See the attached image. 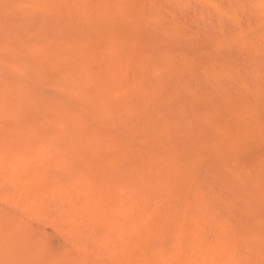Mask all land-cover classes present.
I'll return each instance as SVG.
<instances>
[{
  "label": "rangeland",
  "instance_id": "obj_1",
  "mask_svg": "<svg viewBox=\"0 0 264 264\" xmlns=\"http://www.w3.org/2000/svg\"><path fill=\"white\" fill-rule=\"evenodd\" d=\"M40 1L41 5L44 7L45 0ZM42 1L44 3H42ZM62 1L63 3L67 2L68 4L70 0H58L60 5H63V3H61ZM72 1L76 2L77 0ZM72 1L68 5H72L70 9L74 11L73 8L75 6L73 7V4L75 3ZM84 1L80 2L82 7H80L79 3V6L77 4L76 6L83 9L88 5L91 10L92 7H97L95 10H99L100 8V14L96 11L97 15L96 13L95 15L92 14L93 18H91V20L89 19L92 23L97 22L99 20L97 16H99L103 19L105 24L108 23L109 25V23H111L114 27H119L118 23L113 19L114 17L112 18L111 14L109 17L106 13L108 11L111 12V10L108 9H113L112 11L114 14L115 9L119 8V12H116L119 13V16H123L121 20L119 19L123 28L120 25L121 29L119 32L115 31L116 27L115 29L113 27L114 30H112V33L117 35V39L113 34V36L109 35L111 40L110 38L108 39L109 41L107 39V41L101 40L100 38L102 37L99 36L101 33L99 34L98 32L99 40L98 38H95L97 34V31H95V36L94 34H91L94 36L95 40L90 37L94 43L92 40L88 42L84 41L86 39V32H84V42H82V37L77 35L83 34V32H77L76 30V32L74 31L75 36H73V30L71 31L70 24L68 25L67 22H63L62 24L66 26L65 28H62L58 25L61 24L60 22L57 21L53 23V16L52 18L51 15L48 17V14L46 15V13H44L45 9L43 10L40 6L39 10H41L45 16L40 17V20L37 21L38 28H36V22L33 21L35 24H32L33 26L35 25V28L31 29L29 27L31 26V24L29 25L31 22L28 21L26 23V21L27 19L29 20L31 13L35 14L39 11L36 9L34 10L33 6L30 8L28 6L30 4L26 5L28 2H31V0H28V2L27 0H0V14H6V17L0 15V20L3 17V22H0V25L2 24V26H0V60L4 62L6 52H9L7 54H9L10 58H13V55L15 54L13 51L17 49H13L12 43L8 46V38H12L13 41H18L17 33H19L23 27L24 30H21V35L23 36H21V40L23 42L21 41V43L25 44L23 46V44L20 43L21 50L20 46H17V48H19V53H16L21 54L22 57L20 59V56L17 54L16 56L22 62L20 63L19 61L18 63V58L15 56L14 58L16 60L13 59V61L15 60V66H17V69L11 64V67H9L10 71L13 73L18 72V67H21L20 72L16 73L17 77H14L16 84L13 79L15 73L14 75H11L8 67L5 66V64L8 65L7 61H9V58L4 62L3 69L1 66L2 62L0 61V68L2 70L1 75L4 74V69H7L5 70L6 75L8 72L9 76H12L7 79L8 76L5 77L4 74L6 80L1 76V81L3 79V83L0 81L2 87L0 92H3L1 96L4 95V91L7 90V92L6 95H4L6 98L2 96L3 100L2 98L0 99L2 100V103L6 102L7 99L8 102L6 103L8 106L11 103L13 109H10L11 107L8 108V106L6 107L4 103V108L0 109V114H3H1L2 121L0 119V122L2 125L4 119L6 122V125H4L9 126L11 129V126L14 125L10 119L11 117L16 121L18 114L19 118L21 117L20 120L23 119L21 122L19 119L17 120L19 126L17 122L15 124L19 128H22V133L24 134V139H22L23 145L20 143L21 145L16 148L17 151L11 152L10 154L14 155L17 152L20 153V150L21 153H23V151L26 153H23L24 156L26 155L25 157H22L21 155L23 161L20 157L21 160L16 158L22 163V165L18 164L19 161L14 160L13 156L11 160L7 161V163L9 162L7 165L6 160L10 155H4L3 153H5V151H0V160H2V158L4 160L6 156L8 157L4 160V167H6L7 170L0 167L1 172L2 169L5 170L3 171L4 175L3 172L1 173L4 177H0V221H3L2 218L4 216V222L6 221L7 226L6 228L5 223H2L3 225L0 223L2 226V228L0 227L2 229H0V231H2L0 232V241L2 242L0 247L6 244L3 246V249H1L8 257L4 256V258H0V264H94L95 262V264H264V145H262L264 142L260 145H255L252 148H245L246 152L245 150L239 152L241 155H228V157L222 152V150L225 152V149L221 148L222 150H220L219 143H215L217 135L219 136L218 139L221 136H226L228 138L230 136L231 139H233L234 144V141L235 143L237 142L236 140H244L246 137L249 138L252 134L251 131L255 134L256 132L261 133L262 130V134H264V0H96L98 6L95 0H89L88 2L86 0V3ZM134 1L135 3H132ZM23 2H25V6L20 9L21 4L23 6ZM32 2L31 5L33 4ZM100 2L101 4H99ZM14 3H21L19 6L16 5V8L14 6L15 10L27 11L28 15L30 14L27 19H25V22H22L23 27L20 30H18V26L17 28L14 26L15 28L13 29V25H10V21H13V17L17 18L18 16H20L19 18H22L23 21L24 13H21L22 16L21 14H10L12 7L10 10L7 9L8 11H6V8L13 6ZM90 5H92V7ZM48 6L45 5V8H48ZM64 6H66V4H64ZM18 7L19 9H17ZM70 9L67 10L68 12L70 11L71 14L72 11ZM120 9L122 12H126L122 13ZM17 11L15 12L17 13ZM76 11V14L79 13L81 15V11ZM93 11L94 9L92 12ZM135 11L138 14H136ZM116 12L115 15H117ZM72 13L74 14V12ZM65 14L66 13L63 15L65 16L64 19L68 18L69 15ZM7 15L8 17L10 16V18L12 16V19L10 20L9 18L7 21ZM131 15L133 18H131ZM69 16L74 17L72 14ZM128 16L129 18H127ZM43 19H45V21ZM47 20H50V22ZM122 20H124V22ZM38 22L43 26L41 27L42 30L45 31V34L40 33L38 30ZM44 22L48 23L45 24ZM132 22L134 24V31H132ZM6 23L7 25H10L8 26L9 33L12 29L10 34H8L7 28H4L6 27ZM3 24L5 26H3ZM49 24H51V26ZM142 24L146 28H144ZM92 27H94V25ZM97 27L100 29V26ZM33 29L36 32L33 31ZM111 29H109L110 33ZM89 30L90 28L88 31ZM104 30L106 29L104 28ZM46 32L50 33L47 34ZM147 33L149 36H147ZM7 34L10 35V37ZM122 35L125 37H122ZM87 36L89 38V35ZM6 38L8 39L7 41ZM140 39L142 41L139 42ZM123 40L126 41L127 46ZM135 40H137L136 44L134 43ZM108 42L110 45H108ZM142 42L147 43H144L145 46L142 44V46ZM33 44H35L34 46H36V48ZM69 44H76L75 47H72V50H70L71 55L74 53V56L72 55L73 58L71 57V60L63 59L65 61H62V64L61 61L58 62L59 66H57V69L55 67L52 68L51 65L48 64V61H51V59L54 58L51 56L53 50H57L58 48L59 51H62V47H65L64 49H66ZM133 44L137 46V48L133 46ZM41 45L43 47H41ZM77 45H79V48L87 47L86 49L89 50L87 63L89 61L90 65L85 64L86 60L84 59H87L86 52H84V56L81 55V58L79 57L78 59H75L78 56ZM111 46L112 48L117 46L118 48L115 47L114 51L117 49L116 51L120 52H117L116 54V52L113 51L114 58ZM26 47H28L29 51H27L28 49H26ZM132 47H134L133 50L136 49V52H133ZM11 48L13 53L11 52ZM69 48L71 49V47ZM37 49L38 51H36ZM99 50H102L100 58L103 57L101 59L98 56ZM21 51H24L22 52L23 55L20 53ZM59 51L57 52L59 55L64 53ZM150 51L152 54H150ZM90 52L92 54L91 56ZM75 53L77 56H75ZM93 54L95 57H93ZM107 54L108 56L110 54L109 59L106 57ZM125 54L128 55V60ZM55 55L56 54H54V56ZM115 55L117 56V59H115ZM133 55L135 56L133 57ZM96 56H98V58ZM121 56L123 57L122 59H120ZM2 57H4V60H2ZM132 57L133 61L130 59ZM12 58L11 62L14 65ZM140 58L141 60H139ZM142 59L146 60L143 61ZM119 60H122L121 64L123 63L124 66L120 64ZM129 60H131V62ZM99 61V64L103 61L104 66L102 64L99 65ZM125 61L127 63L126 65L124 63ZM138 61H140L139 66L137 65L139 64ZM113 62L116 64H112ZM95 63L98 65L94 66ZM142 63L144 65H142ZM43 65L46 67L43 68ZM60 65H62L61 69ZM105 65L108 66V68ZM117 65H120V72H117L116 70L118 68ZM89 66H91V68ZM64 67H67V70L66 68L64 69ZM122 68L125 71H121ZM127 68L128 71L132 68L130 70L131 73L129 71V75H127ZM101 69L103 71L102 73H100ZM46 70L50 71V73L48 74ZM54 70L56 71L54 72ZM139 70L140 72H138ZM165 71L170 72L164 74ZM116 72L117 74L115 76H118L121 73L117 78L114 76V73ZM145 72L147 76L144 74ZM103 73L106 76L108 73L109 75L105 77ZM131 74L134 75L135 78L132 77ZM143 75L145 76L143 77ZM98 76H100V79H98ZM110 76L112 78L111 81L109 80L111 79ZM122 76L125 81L124 83ZM130 76L132 78H130ZM162 76H164L163 79L161 78ZM11 78L13 79V86L11 82L12 80H10ZM118 78H120L119 81H117ZM16 79H19V81ZM7 80H9L8 82L10 85L8 86L11 87V89L15 87L14 90H16V92H14L13 89L12 91L10 89L11 92H8L9 87L5 86L6 83L8 84ZM126 80L128 84L126 83ZM164 80L168 81V83ZM106 82L109 84L106 85ZM133 82L134 85L132 88L130 84H133ZM24 83L25 86H23ZM52 83H54V85H52ZM124 84L127 85H125L127 87V94L128 92L130 93L128 96H125V87H122ZM118 85L119 87L121 86L120 89ZM63 87H65V89ZM128 88L129 90L132 88L133 92L132 90L128 91ZM60 90L61 92H59ZM118 90L120 94L118 93ZM148 90L150 91L148 92ZM121 91L124 96L121 94ZM113 92H115L118 97L116 98V95H113V98L107 100V96L112 97L111 94H114ZM156 92L157 95H155ZM36 94H38V97L41 96V102L38 101L39 98ZM133 94L135 98H132ZM7 95L14 96L15 101L12 96ZM17 95H19L20 98L22 96V102H27L21 106H24L23 110L20 108L22 111H17L19 108L15 110V104L13 106V103H16V101L19 103L20 101L18 100L19 97H15ZM99 95L101 97L106 95L104 101ZM96 96H98V100L93 99L96 98ZM143 96L145 98H143ZM9 97L11 100H9ZM30 98L33 100L32 102H30L31 100H28ZM44 98H48V100ZM128 98H130L131 101L130 99L128 100ZM99 99H101L100 103ZM116 99H118V105L116 104ZM95 101L97 102L95 103ZM123 101H125V103ZM2 103L0 102V105ZM37 103L39 104L38 107L36 106L34 108L33 104ZM52 103L55 106L54 109L52 108ZM93 103L95 107L93 106ZM189 103L191 105H189ZM21 104L22 103L18 104L19 107ZM124 104H126L127 107H124ZM136 104H138V106H136ZM27 105L29 108L31 106V111ZM111 105H113L112 109L110 108ZM96 106H98V114ZM87 107H89V109ZM110 109L112 110L111 112ZM2 111L5 112L3 113ZM81 112L83 113L81 114ZM10 114L14 115L16 118ZM92 114L94 117H92ZM113 114L115 117H113ZM39 115L40 117H38ZM5 117L10 119L8 120V124ZM25 117L28 119V122L25 120ZM29 117L31 118L29 119ZM108 117H110V119ZM105 118H108V120L106 119L105 121ZM60 121L62 122L61 124ZM129 121L130 123L132 122L131 126ZM19 122L22 125H20ZM95 122H97L96 125L98 127L95 126ZM108 122L113 126L111 127L110 124L108 125ZM41 123L45 124L41 125ZM132 124L134 125L132 126ZM135 124H139V127L137 126L138 129ZM229 124L232 125L230 126ZM243 124L244 126H246V124L247 126H253L254 130H252V127L250 130V126H246L247 130H245L244 126L241 127ZM57 125L60 126L58 127ZM78 126H80L81 130ZM105 126H107V128ZM15 127L16 126H14V128ZM52 127L53 129H51ZM60 127H62V129ZM141 127H144V129ZM261 127L263 129H261ZM1 128L3 129V125L0 126V131ZM19 128H16L14 131L12 129H6V131L7 133L11 131L10 134H8L12 135ZM57 128H59L58 130H61L58 132ZM149 128L152 130L150 131ZM241 128L242 131H245L242 132ZM76 129L77 132H75ZM131 129L132 131L130 132ZM126 130L128 134L127 132H124ZM40 131H43V133ZM95 131L97 133H95ZM145 131L148 133V136ZM17 132L18 131H16V133ZM65 132L69 135H67V138L69 137L67 143L65 140L66 137L64 140L62 139L64 136H62V134H66ZM204 132L208 133L209 136L213 132L211 136L214 138L213 135H215V139H211L212 144H204L206 139L207 141H210V139H208L209 136L207 135V137ZM17 134H19V132ZM156 134L157 137L160 134L158 138L155 137ZM43 135L44 137H47V139H44ZM195 136L198 137L197 141L200 145L196 143ZM205 136L207 138H204ZM18 137H20V135H18ZM79 137L83 139L84 137L87 138L82 142ZM21 138L22 137H20L19 141H21ZM78 138L82 142V147H80L81 150L84 151V155H86L87 152L89 159H83L84 157L79 158V156H81L80 153L79 155H76L78 152L76 150L74 151V149L73 151L76 153L73 155L72 151H65V145L69 150H72L71 145L77 147L76 144H78ZM200 138L201 140L199 141ZM60 140H63L66 144H63V141ZM44 141L46 142L44 143ZM202 142L203 144H201ZM25 145L26 147L23 148ZM83 146L86 147L83 148ZM147 146L149 149H152L151 154V149L148 150ZM104 147L105 149H103ZM138 147L139 152L136 150ZM181 147H183V149ZM175 148H177V150H175ZM209 148L210 150L212 149L211 152H209ZM77 149H79V147H77ZM84 149H86V151ZM173 150H175V152ZM215 151L217 154H215ZM124 152H126V154ZM96 153L98 154V157ZM104 153L107 154L106 157ZM1 154H3L2 158ZM119 155L121 159L119 158ZM241 156H243V159ZM257 156L259 157L257 158ZM15 157H17V155H15L14 158ZM115 157H117V160ZM229 157L233 160H230ZM60 159L61 162L64 161V163H61ZM176 160H178L179 163H177L178 161ZM83 161L87 162V168H85L86 163ZM111 161L112 164H110ZM126 162L129 163V167ZM49 165L52 167L49 168ZM43 166L45 167L43 168ZM72 166H74L73 169ZM169 167L170 169H168ZM127 168L130 170H127ZM17 170H19V172ZM7 171L9 172L8 174L5 173ZM120 171H122L123 174H121ZM17 175L18 177L22 175V177L16 179ZM122 175H124L125 178L124 176L122 177ZM161 175L162 177L165 175V178L168 177V183L164 178L165 183L163 184V182H161ZM110 176H113L112 179L109 178ZM174 176H176V178ZM173 177L175 179H173ZM80 178L83 184H79ZM128 178L130 181L129 183ZM20 179L22 182L19 183L18 180ZM93 179H97V181L94 182ZM108 179L110 180V183ZM176 179H178V183ZM5 180L8 182V185L7 182L4 183ZM174 180L176 182H174ZM42 182L43 184H41ZM87 183L88 185H86ZM125 183L127 186L124 185ZM175 186L177 190L180 186V189L174 191ZM74 187L75 189H73ZM171 189H173V192ZM117 190H119V192ZM100 191L101 193H99ZM78 192L80 195L79 198ZM84 192H87V194ZM102 193L104 194V197ZM124 193L129 196L127 195L128 197L126 198ZM13 194L14 196H12ZM170 194H172L173 198L170 197ZM1 198L3 203L1 202ZM104 198L106 200H104ZM114 200L116 203H114ZM76 201L79 204L76 203ZM119 201L122 203H119ZM104 202H106L105 205ZM107 203L110 204V206H107ZM41 205L44 206L42 207ZM85 205L87 207L90 206L88 207L89 209ZM67 206H70L68 208L69 210L67 209ZM80 206H84V209H80ZM48 207H51L50 210ZM1 208L3 209L1 210ZM40 208L42 210H40ZM72 208L74 210H71ZM60 209L64 210L61 212ZM1 211H3V213ZM4 212H6L5 215ZM80 214L83 217H80ZM91 214H93V216H91ZM102 216L104 219L101 220L100 218H102ZM94 219L95 222L98 220L101 223H98V221L94 223ZM79 222L82 223L80 224ZM28 226L29 228H27ZM44 227L46 231L44 230ZM18 228L21 230L19 231ZM63 228L65 229V232L63 231ZM5 230L9 233L10 237ZM27 231L28 233L29 231L30 233L33 232L32 236L30 233L28 234ZM56 232H59V234ZM6 235L8 237H6ZM27 235L30 236L27 237ZM59 238H62L61 242ZM12 242H15L14 245H12ZM118 243H120L121 247ZM133 243H135V247L133 246ZM19 244L21 247H18ZM129 245L135 251H130L128 247ZM95 246H97L96 249ZM7 247H11V249L8 248L5 250ZM80 247L82 248L80 249ZM119 247L123 249H120ZM57 248H60V250L58 249V251H54ZM124 248H127L128 251H125ZM98 252L100 256L96 255ZM86 254H90V256H87ZM12 255L14 256L12 257ZM119 256H124V259L121 257L119 258ZM131 256L133 257V260ZM5 258H8L6 263L4 261ZM93 258H97V260H94ZM92 261L95 262L93 263Z\"/></svg>",
  "mask_w": 264,
  "mask_h": 264
},
{
  "label": "bare ground",
  "instance_id": "obj_2",
  "mask_svg": "<svg viewBox=\"0 0 264 264\" xmlns=\"http://www.w3.org/2000/svg\"><path fill=\"white\" fill-rule=\"evenodd\" d=\"M25 1H26V0H25ZM29 1H30V0H29ZM32 1H33V2H32ZM34 1H35V0H31V2L33 3V4L31 5V2H28V0H27L28 3H27L26 5L30 4V5H28V6H29L30 8H32V6H33V9H34V10H35V9H36V10H39V6L42 7L43 10L45 9V12H44V13H46V15L48 14V17H50V15H51V18H52V16H53L54 19H53V20L51 19L52 22H53V23H54V22H57V21L60 22L61 24H58V25H59L60 27H62V28H65V26H66V25L64 26L62 23H63V22H67V24H68V25L70 24V26H71V31L73 30V31H72V32H73V33H72L73 36H75V35H74V31L76 32V30H77V32H80V31H81V33L83 32V34H80V35L78 34V35H77V36L82 37V42H84V41H85V42L91 41L92 39H90V37H92L93 40H95V38H98V39H99V36L102 37V38H100L101 40L107 41L109 38H110V40H111V37H109V35H110V36H111V35L113 36V34L116 36V39H117V35H116L115 33H112V30H114L116 26L114 27V25H112L111 23H109V25L111 24L110 27H109L108 23L105 24V22L103 21V19L100 18L99 16H97V18H98L99 20H98V19L96 18V16H95V18L98 20V21L95 20V21H97V22H93V23H92V22L90 21L91 18H93V15H95L96 11H98V14H100V12H99V11H100V8H99V10H95V8L97 9V7H94V8H93L92 5H90V6L92 7V10L94 9V11L92 12L91 8L88 7V5L85 6L83 9L78 7V6H79L78 3L80 4V7H82L80 2H83L84 0H82V1L77 0L76 2L70 0V1L68 2V4H70L71 1H72L73 3H75V4L72 3V4H73V7L75 6V7L73 8L74 11L70 9V7H71L72 5H68L67 2H66V3H63V1H62L61 3H63V5H60V3H59L60 1L58 2V0H47V2H46V0H45V4H44V7H43V6L41 5V3H40V2H41L40 0H36L35 3H34ZM88 1H89V0H87V2H88ZM104 1H105V0H104ZM84 2L86 3V0H85ZM95 2L97 3V6H98V2H97L96 0H95ZM113 2H114V1H113ZM126 2H127V1H126ZM126 2H125V3H126ZM138 2H140V1H138ZM15 3H17V2H15ZM15 3H14L13 6H10L9 8H6V11H8L7 9L10 10V8L12 7V9L10 10V14H12V13H13V14H21V13L23 12L24 14H23V13H22V14H23V16H24V20L22 21V18L20 19V18H19L20 16H18L17 18L13 17V21H10V20L12 19V16H11V18H10V16L8 17V15H7V17H8V18H7V21H8V19L10 18L9 21H10L11 24H10V23H9V24H10L11 26L13 25V29L15 28L14 26H16V28H17V26H18V30H20V29L23 27L22 22H25V19H27V17H28L30 14L28 15L27 11L25 12V11H17V10H15V9H14V6H15V8H16V5L19 6V5L21 4V3H20V4H15ZM18 3H19V2H18ZM42 3H44V2L42 1ZM46 3H47V4H46ZM54 3H56V4L59 3V4L56 5V4H54ZM105 3H106V2H105ZM119 3H120V2H119ZM128 3H129V1H128ZM132 3H135V1L132 2ZM48 4H49V6H48ZM64 4H66V6H64ZM76 4H77L78 6H76ZM99 4H101V2H100ZM107 4H108V1H107ZM120 4H122V3H120ZM123 4H124V1H123ZM45 5H47L48 8H45ZM93 5H94V4H93ZM105 5H106V4H105ZM125 5H128V4H125ZM24 6H25V2H23V6H22V4H21L20 9H21L22 7H24ZM50 6H51V8H50ZM68 6H69V8H68ZM100 6H101V5H100ZM77 7H78V8H77ZM87 7H88V9H87ZM113 7H114V6H113ZM130 7H131V6H130ZM133 7H135V6H133ZM75 8L77 9V11H76ZM136 8H137V6H136ZM136 8H135V10H136ZM143 8H144V6H143ZM17 9H19V7H18ZM48 9H49V10H48ZM67 9H68V10L70 9L72 12H74V14L71 12V14H72L74 17L69 16V15H71V14H70V11L68 12ZM101 9H102V8H101ZM106 9H107V8H106ZM118 9H119V8H118ZM118 9H115L114 14H113V11H112L113 9H108V10H111V12H110V11L106 12L107 15H108L109 17H110V14H111V17H112V18L114 17L113 19L118 23L119 27H116V30H115L116 32H119V31H120V29H121V28H120V25H121V27H122L121 21L119 22V19L121 20L122 17H123V16H122V17L119 16V13H118L119 11H118ZM4 10H5V9H4ZM12 10L17 11V13H16L15 11H12ZM66 10H67V11H66ZM89 10H90V12H89ZM141 10H142V6H141ZM48 11H49V12H48ZM75 11H76V12L81 11V15H80L79 13L76 14ZM116 11H118V12H116ZM120 11H121V9H120ZM36 12H37V11H36ZM63 12L66 13L65 15H68V14H69V15H68V18L64 19L65 16H63V15H64ZM82 12H83V13H82ZM91 12H92V13H91ZM115 12H116L117 15H115ZM121 12H122V11H121ZM121 12H120V13H121ZM125 12H126V11H125ZM125 12H122V13H125ZM6 13H7V12H6ZM26 13H27V14H26ZM40 13H41V14H40ZM49 13H50V14H49ZM104 13H105V12H104ZM135 13H136V11H135ZM8 14H9V13H8ZM22 14H21V16H22ZM57 14H58V15H57ZM59 14H60V15H59ZM87 14H88L89 16H92V17H89ZM92 14H93V15H92ZM136 14H138V13H136ZM141 14H142V13H141ZM141 14H139V15H141ZM0 15L6 17V14H5V15L0 14ZM25 15H26V16H25ZM55 15H56V16H55ZM86 15H87L88 17H87ZM96 15H97V13H96ZM127 15H128V14H127ZM16 16H17V15H16ZM42 16L44 17L45 14L43 15V12H42L41 10H39V11H38L37 13H35V14H34V13H33V14L31 13V16H30L31 19H30V17H29V20L27 19V21H26V23H27L28 21L31 22V23H29V25L31 24V26H29L28 24H27V25H28L31 29H32V28H35V25H36V28H38V27H37V21L40 20V17H42ZM78 16H79V17H78ZM116 16H117V17H116ZM118 16H119V18H118ZM124 16H126V15H124ZM131 16H132V15H131ZM25 17H26V18H25ZM48 17H46V18H48ZM69 17H70V18H69ZM71 17H72V18H71ZM149 17H150V15H149ZM115 18H116V19H115ZM127 18H129V16H128ZM127 18H126V20H127ZM131 18H133V16H132ZM4 19H6V18H4ZM67 19H68V21H67ZM89 19H90V20H89ZM101 19H102V21H101ZM124 19H125V18H124ZM134 19H135V18H134ZM43 20L45 21V19H43ZM69 20H70V21H69ZM86 20H87L88 22H87ZM1 21L3 22V17L1 18L0 22H1ZM33 21L36 22V24L33 23ZM47 21H48V20H47ZM89 21H90V22H89ZM105 21L108 22L107 20H105ZM122 21L124 22V20H122ZM127 21H128V20H127ZM5 22H6V21H5ZM5 22H4V24H5ZM48 22H50V20H49ZM48 22H47V23H48ZM135 22H136V21H135ZM7 23H8V22H7ZM7 23H6V27H4V28H7V30H8V34H10L11 31H12V29L10 30V33H9L8 26H10V25H7ZM32 23L35 24V25L33 26ZM38 23H39V22H38ZM44 23L47 24L46 22H44ZM4 24H3V26H5ZM104 24H105L106 26H105ZM124 24H125V23H124ZM128 24H129V23H128ZM132 24H133V22H132ZM136 24H137V22H136ZM49 25L51 26V24H49ZM58 25H57V26H58ZM62 25H63V26H62ZM93 25H94V27H92ZM126 25H127V24H126ZM0 26H2V24H1ZM32 26H33V27H32ZM38 26H39V29H38V30L40 31V33H44V34H45V31L42 30V27H43V26L41 25V23H39ZM41 26H42V27H41ZM72 26H73V27H72ZM97 26H100V29H101V30H100L99 27H97ZM142 26H144V25L142 24ZM95 27H96V29H95ZM108 27H109V28H108ZM113 27H114V29H113ZM139 27H140V25H139ZM139 27H138V29H139ZM10 28H11V27H10ZM23 28H24V27H23ZM23 28H22V29H23ZM75 28H76V29H75ZM89 28H90V30H91V28H92L91 32H90V30L88 31ZM93 28H94V29H93ZM104 28H105L106 30H104ZM111 28H112V29H111ZM122 28H123V27H122ZM129 28H130V27H129ZM135 28H136V27H135ZM144 28H146V27L144 26ZM22 29H21V30H22ZM109 29H111V33L109 32ZM117 29H118V31H117ZM126 29H127V26H126ZM141 29H142V28H141ZM141 29H140V30H141ZM147 29H148V28H147ZM7 30H6V31H7ZM21 30L19 31V33H20V35H19V33H17V29H16V33H17V35H18V37H19V38L17 37L18 41H17V40H14V41H13L12 38H8V39H9V41L7 42V43H8V46H10V44L12 43V47H13V49H14V50L17 49V50H15V51H13L12 48H11V52H12V51L15 52V54L13 55V58L11 57V58H12V61H13V59H15L14 57H15L16 54H17L16 52H18V49H19V48H17V46H18V47L20 46V50H21V44H23V46L25 45L24 43H21V41H22L21 39H22V37H23V36L21 35ZM23 30H24V29H23ZM23 30H22V31H23ZM41 30H42V31H41ZM144 30H145V29H144ZM144 30H143V31H144ZM150 30H151V29H150ZM33 31H35V30L33 29ZM69 31H70V30H69ZM92 31H93V32H92ZM95 31H97L96 36H95V33H96ZM106 31H107V33H106ZM130 31H131V30H130ZM132 31H134V24H133V29H132ZM35 32H36V31H35ZM84 32H86V34L89 35V38H88V36H87ZM98 32H99V34H100V33H101V34L99 35ZM122 32H123V30H122ZM46 33H47V32H46ZM49 33H50V32H49ZM49 33H47V34H49ZM89 33H90V34H89ZM123 33H124V32H123ZM8 34H7V35H8ZM44 34H43V35H44ZM68 34H69V33H68ZM84 34H85V36H86V39L83 41V39H84ZM91 34H94L95 38H94V36H92ZM105 34H106V37H105ZM126 34H127V32H126ZM126 34H125V35H126ZM135 34H136V33H135ZM147 34H148V33H147ZM36 35H37V34H36ZM56 35H57V34H56ZM82 35H83V36H82ZM98 35H99V36H98ZM8 36L10 37V35H8ZM21 36H22V37H21ZM41 36H42V35H41ZM61 36H62V35H61ZM70 36H71V34H70ZM128 36H129V34H128ZM143 36H144V35H143ZM145 36H146V35H145ZM147 36H149V34H148ZM6 37H7V36H6ZM36 37H39V36H36ZM45 37H46V35H45ZM49 37H50V36H49ZM122 37H125V36L122 35ZM42 38H43V36H42ZM75 38H76V37H75ZM149 38H150V37H149ZM156 38H157V37H156ZM8 39L6 38V41H7ZM60 39H61V37H60ZM60 39H58V40H60ZM66 39H67V38H66ZM100 39H99V40H100ZM106 39H107V40H106ZM135 39H136V38H135ZM145 39H146V38H145ZM11 40H12V41H11ZM19 40H20V42H19ZM46 40H47V39H46ZM93 40H92V42L94 43ZM96 40H97V39H96ZM99 40H98V41H99ZM112 40H113V39H112ZM120 40H121V39H120ZM127 40H128V37H127ZM142 40H143V38H142ZM142 40L140 39L139 42L142 41ZM149 40H150V39H149ZM10 41H11V42H10ZM44 41H45V38H44ZM77 41H78V40H77ZM108 41H109V40H108ZM116 41H117V40H116ZM124 41H125V40H123V42H124ZM131 41H133V40H131ZM136 41H137V40L134 41L135 44H136ZM151 41H152V39H151ZM9 42H10V43H9ZM22 42H23V41H22ZM47 42H48V41H47ZM110 42H111V41H110ZM113 42H114V40H113ZM117 42H118V41H117ZM129 42H130V39H129ZM139 42H138V43H139ZM147 42H148V41H147ZM147 42H146V43H147ZM162 42H163V40H162ZM15 43H16V45H15ZM20 43H21V44H20ZM42 43H43V42H42ZM108 43H109V42H108ZM115 43H116V42H115ZM144 43H145V42H144ZM144 43L142 42L141 45L144 44ZM146 43H145V44H146ZM55 44H56V43H55ZM58 44H59V42H58ZM63 44H64V43H63ZM95 44H96V43H95ZM125 44H126V41H125ZM128 44H129V43H128ZM139 44H140V43H139ZM139 44H138V46H139ZM145 44H144V46H145ZM150 44H151V43H150ZM34 45H35V44H33V46H34ZM64 45H65V44H64ZM70 45H71V46H70ZM75 45H76V44H74V45H73V44H69V45H68V48H66L67 50L64 49L65 47H62V51H61V50L59 51L58 48H57V50H58L59 52H64V53L61 54V55H59V53L57 54V52H58L57 50H53L54 54H56V55L54 56V54H53V52H52V55H51V56H53L54 58H52L51 61H48V64H50L52 68L55 67V68L57 69V66H59L58 62L61 61V64H62V61H65V60H67V59L71 60L70 58L72 57V55L74 56V53L71 55L70 50H72V47H75ZM79 45H80V43H79ZM79 45H77L78 47L76 46V48H78V49H77V54H78V56H77V54L75 53V56H77V58H75V57H74V58H75V59H78L79 57L81 58V55L84 56V55H85L84 52H86L87 59H84V60H86L85 64H89V65H90L89 61H88V63H87L88 56H89V54H88L89 50L86 49L87 47H80V48H81V51H80ZM108 45H110V43H109ZM113 45H114V44H113ZM23 46H22V47H23ZM26 46H27V45H26ZM28 46H29V45H28ZM39 46H40V45H39ZM50 46H51V45H50ZM85 46H86V45H85ZM126 46H127V44H126ZM128 46H129V45H128ZM133 46H135V45L133 44ZM142 46H143V45H142ZM151 46H152V44H151ZM34 47L36 48V46H34ZM41 47H43V46L41 45ZM57 47H58V46H57ZM69 47H71V49H70ZM89 47H90V46H89ZM98 47H100V46H98ZM115 47H117V46H115ZM115 47L112 48V46H111V48L113 49V50H112V53H113ZM135 47L137 48V46H135ZM146 47H147V46H146ZM9 48H10V47H9ZM59 48H60V46H59ZM84 48H85V50H84ZM103 48H104V47H103ZM109 48H110V47H109ZM117 48H118V47H117ZM128 48H129V47H128ZM133 48H134V47H132V50H133ZM23 49H24V48H23ZM26 49H28V47H26ZM60 49H61V48H60ZM68 49H69V50H68ZM107 49H108V47H107ZM51 50H52V49H51ZM65 50H66V51H65ZM86 50H87V51H86ZM116 50H117V49H116ZM116 50H115L114 52H116V54H117V52H119V51H116ZM129 50H130V48H129ZM138 50H139V49H138ZM27 51H29V49H28ZM36 51H38V49H37ZM41 51H42V50H41ZM56 51H57V52H56ZM103 51H104V50H103ZM122 51H123V50H122ZM134 51L136 52V49L133 50V52H134ZM148 51H149V49H148ZM148 51H147V53H148ZM13 52H12V53H13ZM22 52H24V51H21L20 53H22ZM67 52H68V53H67ZM104 52H105V51H104ZM104 52H103V53H104ZM106 52H107V51H106ZM110 52H111V49H110ZM142 52H143V51H142ZM7 53H9V52H6L5 60H4V57H2V60H4V62L9 58V61H10V62L7 61V64H8V65L5 64V66L8 67V70H9V71H10L9 67H11V65H12L13 67H15V69H17V66H15V65H16V62H15L16 59L13 61V63H14V65H13L12 62H11V58L9 57V54H7ZM18 53H19V52H18ZM35 53H36V52H35ZM49 53H50V52H49ZM92 53H93V51H92ZM94 53H95V50H94ZM101 53H102V50H99V51H98V56H99V58H100ZM112 53H111V54H112ZM119 53H120V52H119ZM124 53H125V52H124ZM64 54L66 55V58H65V55H64ZM67 54H68V56H67ZM87 54H88V55H87ZM105 54H106V53H105ZM127 54H128V53H127ZM136 54H137V53H136ZM136 54H135V55H136ZM150 54H152L151 51H150ZM153 54H154V53H153ZM17 55L20 56V59H21V57H22L21 54H17ZM22 55H23V53H22ZM91 55H92V54H91V52H90V56H91ZM96 55H97V54H96ZM102 55H103V54H102ZM125 55H126V54H125ZM135 55H133V57H134ZM49 56H50V55H49ZM98 56H96V57L98 58ZM109 56H110V54H109ZM109 56H108V54H107V56H106V57H108L107 59L110 58ZM123 56H124V55H123ZM129 56H130V55H129ZM136 56H137V55H136ZM139 56H140V54H139ZM141 56H143V55H141ZM93 57H95L94 54H93ZM102 57H103V56H102ZM102 57H101V58H102ZM126 57H127V60H128V55H126ZM133 57L130 58V59H132V61H133ZM152 57H153V56H152ZM16 58H18V57L16 56ZM60 58H61V59H60ZM72 58H73V57H72ZM82 58H83V57H82ZM101 58H100V59H101ZM104 58H105V56H104ZM111 58H112V56H111ZM113 58H114V53H113ZM122 58H123V57L121 56L120 59H122ZM148 58H149V57H148ZM148 58H147V59H148ZM0 59H1V58H0ZM18 59H19V58H18ZM18 59H17V62L19 63L20 59H19V60H18ZM22 59H23V58H22ZM63 59H65V60H63ZM89 59H90V57H89ZM115 59H117V56H116V55H115ZM139 60H141V58H140ZM142 60L144 61V60H146V59H142ZM0 61H1V60H0ZM81 61H83V60H81ZM92 61H93V59H92ZM103 61H104V59H103ZM103 61H102L101 64L104 66ZM113 61H114V59H113ZM119 61H120V64H121L122 60H119ZM129 61L131 62V60H129ZM150 61H151V60H150ZM1 62H2V63H1V66H2V69H3L4 62H3V61H1ZM21 62H22V61H20V63H21ZM42 62H43V61H42ZM107 62H108V61H107ZM138 62H139V64H137V65L139 66V65H140V61H138ZM67 63H68V62H67ZM96 63H97V62H96ZM96 63L94 64V66L98 65V64L100 63V61L98 62V64H96ZM104 63H105V61H104ZM124 63H125V65L127 64L126 61H125ZM136 63H137V61H136ZM10 64H11V65H10ZM101 64H99V65H101ZM105 64H106V63H105ZM107 64H108V63H107ZM112 64H114V62H113ZM115 64H116V63H115ZM115 64H114V65H115ZM130 64H131V63H130ZM168 64H169V63H168ZM121 65H123V63H122ZM142 65H144V64L142 63ZM145 65H146V63H145ZM171 65H172V64H171ZM64 66H65V65H64ZM67 66H68V65H67ZM69 66H70V65H69ZM86 66H87V65H86ZM92 66H93V65H92ZM105 66H106V65H105ZM117 66H118V68L116 67V68H117L116 70H117V72H118V71L120 72V70H119L120 65H117ZM123 66H124V65H123ZM151 66H152V65H151ZM165 66H166V65H165ZM45 67H46V66L43 65V68H45ZM49 67H50V66H49ZM89 67L91 68V66H89ZM106 67L108 68V66H106ZM106 67H105V69H106ZM141 67H142V66H141ZM156 67H158V66H156ZM61 68H62V65H60V69H61ZM65 68H66V70H67V67H64V69H65ZM133 68H134V67H133ZM145 68H146V67H145ZM152 68H153V66H152ZM166 68H167V66H166ZM18 69H19L18 72H20L21 67H18ZM103 69H104V68H103ZM131 69H132V68H131ZM131 69H129V71H130ZM137 69H138V68H137ZM137 69H136V71H137ZM150 69H151V68H150ZM161 69H162V68H161ZM173 69H174V68H173ZM173 69H172V70H173ZM0 70H1V68H0ZM5 70H7V69H4L5 77L8 76L7 79H9L10 76H11L12 74L14 75V73H15V76H13V79H14V77H17V76H16V75H17L16 73H18V72H14V73H13L12 71H10V74H11V75L9 76V73H8V72H7V75H6ZM109 70H110V69H109ZM125 70H126V67H125ZM125 70H123V68H122L121 71H125ZM140 70H141V69H140ZM140 70H139L138 72H140ZM46 71H47V70H46ZM55 71H56V70H54V72H55ZM72 71H73V70H72ZM98 71H99V70H98ZM129 71H128V68H127V75H129V74L131 73V71H130V73H129ZM143 71H144V70H143ZM147 71H148V70H147ZM159 71H160V70H159ZM162 71H163V69H162ZM47 72H48V74L50 73V71H47ZM64 72H65V71H64ZM64 72H63V74H64ZM102 72H103V71H102V69H101V70H100V73H102ZM111 72H112V71H111ZM111 72H110V73H111ZM117 72L114 73V76L117 74ZM133 72H134V71H133ZM167 72L169 73L170 71H165L164 74H167ZM1 73H2V70L0 71V81H1V76H3L2 78H3L4 80H6V78L4 77V74L1 75ZM68 74H69V73H68ZM96 74H97V73H96ZM103 74H104V73H103ZM120 74H121V73H120ZM120 74H119V75H120ZM144 74L146 75V72H145ZM171 74H172V72H171ZM108 75H109V73H108ZM108 75H107V76H108ZM119 75H118V76H119ZM145 75H143V77H144ZM19 76H20V73H19ZM25 76H26V75H25ZM70 76H71V74H70ZM96 76H97V75H96ZM104 76L107 77L105 74H104ZM112 76H113V75H112ZM118 76H115V77L117 78ZM124 76H125V74H124ZM131 76L135 78L134 75L131 74ZM131 76H130V78H132ZM139 76H140V75H139ZM146 76H147V75H146ZM11 77H12V76H11ZM46 77H47V76H46ZM90 77H91V75H90ZM98 77H99L98 79H100V76H98ZM128 77H129V76H128ZM128 77H127V80H128ZM163 77H164V76H162L161 78L163 79ZM19 78H20V77H19ZM110 78H111V76H110ZM125 78H126V77H125ZM3 79H2V81H1L2 83H3ZM13 79H12V78L10 79V80H12V81H11V82H12V86H13ZM96 79H97V78H96ZM107 79H108V78H107ZM113 79H114V78H113ZM119 79H120V78H118V80H117V79H116V80L119 81ZM122 79H123V76H122ZM16 80L19 81V79H16ZM20 80H21V79H20ZM109 80L111 81L112 78L109 79ZM127 80H126V83H127ZM8 81H9V80H7V82H8ZM91 81H92V80H91ZM107 81H108V80H107ZM114 81H115V79H114ZM164 81L168 83V81H166V80H164ZM108 82H109V81H108ZM115 82H116V81H115ZM124 82H125V81H124V79H123V83H124ZM161 82H162V80H161ZM14 83H15V79H14ZM17 83H18V82H17ZM130 83H132V82H130ZM171 83H172V82H171ZM0 84H1V83H0ZM4 84H5V83H4ZM4 84H2V85H4ZM15 84H16V83H15ZM15 84H14V86H15ZM46 84H47V83H46ZM46 84H45V85H46ZM61 84H62V83H61ZM105 84L107 85V84H109V83L106 82ZM127 84H128V83H127ZM8 85H9V82H8V84H7V83L5 84V86H8ZM52 85H54V83H52ZM101 85H102V84H101ZM106 85H105V87H106ZM120 85H121V80H120ZM125 85H126V84H124V86H122V87H125L124 90H125V92H126V89H127L126 86H127V85H126V86H125ZM130 85H131L132 88H133L134 82H133V84H130ZM9 86H10V85H9ZM9 86H8V87H9ZM23 86H25V83L23 84ZM68 86H69V85H68ZM169 86H170V85H169ZM46 87H47V86H46ZM56 87H58V86H56ZM118 87H119V85H118ZM14 88H15V87H13L12 89L14 90ZM24 88H25V87H24ZM27 88H28V87H27ZM42 88H43V87H42ZM63 88L65 89V87H63ZM69 88H70V87H69ZM106 88H107V87H106ZM120 88H121V86L119 87V89H120ZM132 88H130V90H129V88H128V91H131ZM138 88H139V87H138ZM160 88H161V87H160ZM168 88H169V87H168ZM1 89H2V87H1V85H0V91H1ZM10 89H11V87H9L8 92L10 91ZM12 89H11V91H12ZM25 89H26V88H25ZM54 89H55V88H54ZM108 89H109V87H108ZM110 89H111V88H110ZM115 89H116V88H115ZM135 89H136V88H135ZM161 89H163V88H161ZM70 90H71V89H70ZM121 90H122V89H121ZM165 90H166V88H165ZM11 91H10V92H11ZM42 91H43V89H42ZM112 91H113V89H112ZM122 91H123V90H122ZM122 91H121V94H122ZM149 91H150V90H148V92H149ZM6 92H7V90L4 91V95H6ZM14 92H16V90H14ZM43 92H44V91H43ZM59 92H61V90H60ZM100 92L102 93L101 90H100ZM132 92H133V90H132ZM138 92H139V91H138ZM113 93H114V94H111L112 97H111V96H110V97L107 96V97H108L107 100H109L110 98H113V95H116L117 90H116V93H115V92H113ZM118 93H119V90H118ZM123 93H124V92H123ZM150 93H151V92H150ZM166 93H167V92H166ZM168 93H169V91H168ZM1 94H3V92H2V93L0 92V96H1ZM8 94H9V93H8ZM10 94H11V93H10ZM45 94H46V93H45ZM108 94H109V93H108ZM119 94H120V93H119ZM134 94H135V92H134ZM134 94H133V97H132V98H135V97H134ZM136 94H137V93H136ZM4 95H2V96L5 97ZM12 95H14V94H12ZM12 95H7V96H12ZM15 95H16V94H15ZM20 95H21V94H20ZM36 95H37V97H38V94H36ZM100 95H101V94H100ZM100 95H99V96H100ZM122 95H123V94H122ZM128 95H130V93L128 92V94H127V92H126L125 96H128ZM155 95H157V92H156ZM168 95H169V94H168ZM2 96H1L0 98H2ZM44 96H45V95H44ZM48 96H49V95H48ZM101 96H102V95H101ZM101 96H100V98L103 99V101H104V98H106V95H103V97H101ZM123 96H124V95H123ZM136 96H137V95H136ZM139 96H140V95H139ZM160 96H161V95H160ZM15 97L18 98L19 95L15 96ZM25 97H26V94H25ZM40 97H41V96H40ZM40 97H38V98H39V100H38L39 102H41V101H40V99H41ZM97 97H98V96H96V98H93V99L98 100ZM115 97L117 98L118 95H116ZM181 97H182V95H181ZM181 97H179V98H181ZM183 97H184V96H183ZM185 97H186V96H185ZM5 98H6V97H5ZM12 98L14 99V96H12ZM17 98H16V100H17ZM21 98H22V96H21ZM21 98H20V97L18 98V100H20L19 103H22V104L20 105V107H19V105H18V104H19L18 101H16V103H13V106H14V104H15V110H17V109L19 108L17 111H22L23 108H24V106H23V107H21V106H22L24 103H27V102H22V99H23V98H22V99H21ZM138 98H139V97H138ZM138 98H137V99H138ZM143 98H145V97L143 96ZM161 98H162V97H161ZM25 99H26V98H25ZM44 99H47V100H48V98H44ZM101 99H99V103H100V100H101ZM129 99H130V98H128V100H129ZM137 99H136V100H137ZM0 100H1V99H0ZM2 100H3V98H2ZM2 100L0 101L1 103H2ZM9 100H11L10 97H9ZM26 100H27V99H26ZM28 100H31V98L28 99ZM50 100H52V99H50ZM50 100H49V101H50ZM67 100H68V98H67ZM69 100H70V99H69ZM148 100H149V99H148ZM152 100H153V99H152ZM162 100H163V99H162ZM177 100H178V98H177ZM14 101H15V99H14ZM14 101H13V102H14ZM32 101H33V100H31L30 102H32ZM58 101H59V100H58ZM61 101H62V99H61ZM103 101H102V102H103ZM105 101H106V99H105ZM110 101H111V100H110ZM110 101H109V102H110ZM115 101H116V104H117L118 99H116ZM119 101H120V99H119ZM130 101H131V99H130ZM130 101H129V102H130ZM133 101H134V100H133ZM3 102H4V101H3ZM6 102H8L7 99H6ZM6 102H4V103H5L6 107H7L8 104H7ZM59 102H60V101H59ZM67 102H68V101H67ZM67 102H66V103H67ZM70 102H71V100H70ZM96 102H97V101H95V103H96ZM109 102H108V103H109ZM120 102H121V101H120ZM123 102L125 103V101H123ZM138 102H139V101H138ZM142 102H143V99H142ZM161 102H162V101H161ZM161 102H160V103H161ZM174 102H175V100H174ZM4 103H2V104L0 105V109H1V108H4V107H3V104H4ZM49 103H50V102H49ZM68 103H69V102H68ZM99 103H98V104H99ZM121 103H122V102H121ZM151 103H152V102H151ZM154 103H155V102H154ZM40 104H41V103H40ZM62 104H63V103H62ZM69 104H70V103H69ZM73 104H75V103H73ZM77 104H78V103H77ZM112 104H113V103H112ZM114 104H115V102H114ZM148 104H149V103H148ZM157 104H158V103H157ZM38 105H39L38 103H37V104H33L34 108H35L36 106L38 107ZM50 105H51V103H50ZM52 105H53V103H52ZM65 105H66V104H65ZM81 105H82V103H81ZM117 105H118V104H117ZM117 105H116V107H117ZM124 105H125L124 107H127L126 104H124ZM150 105H151V104H150ZM189 105H191V104L189 103ZM260 105H261V104H260ZM11 106H12V104L10 103V105L8 106V108H10ZM16 106H17V107H16ZM88 106H90V105H88ZM93 106L95 107L94 103H93ZM136 106H138V104H136ZM152 106H153V105H152ZM263 106H264V105H263ZM27 107L29 108L28 105H27ZM47 107H48V106H47ZM54 107H55V106L53 105L52 108L54 109ZM97 107H98V106H96V111H97ZM112 107H113V105H111L110 108L112 109ZM116 107H115V108H116ZM130 107H131V105H130ZM130 107H129V109H130ZM134 107H135V103H134ZM134 107H133V108H134ZM141 107H142V106H141ZM141 107H139V108H141ZM13 108H14V107H13ZM20 108H22V110H20ZM30 108H31V106H30ZM30 108H29V109H30ZM32 108H33V107H32ZM50 108H51V107H50ZM62 108H63V107H62ZM65 108H66V106H65ZM87 108L89 109V107H87ZM118 108H119V107H118ZM122 108H123V106H122ZM261 108H262V107H261ZM5 109H6V108H5ZM10 109H12V107H11ZM69 109H70V108H69ZM111 109H110V112L112 111ZM123 109H124V108H123ZM135 109H137V108H135ZM145 109H146V108H145ZM145 109H142V110H145ZM12 110H13V109H12ZM40 110H41V107H40ZM71 110H72V109H71ZM86 110H87V109H86ZM117 110H118V109H117ZM140 110H141V109H140ZM146 110H147V109H146ZM30 111H31V109H30ZM32 111H33V110H32ZM113 111H114V110H113ZM2 112L4 113L5 111H2ZM63 112H64V111H63ZM66 112H67V111H66ZM87 112H88V111H87ZM100 112H102V111H100ZM143 112H144V111H143ZM37 113H38V112H37ZM82 113H83V112H81V114H82ZM1 114H2V113H1ZM1 114H0V119L2 118ZM23 114H24V113H23ZM41 114H42V113H41ZM97 114H98V111H97ZM2 115H3V114H2ZM10 115H11V114H10ZM27 115H28V114H27ZM62 115H63V113H62ZM84 115H85V113H84ZM95 115H96V114H95ZM109 115H110V114H109ZM109 115H108V116H109ZM113 115H114V114H113ZM118 115H120V114H118ZM130 115H131V114H130ZM8 116H9V115H8ZM11 116L14 117V115H11ZM15 116H16V115H15ZM121 116H122V115H121ZM141 116H142V114H141ZM9 117H10V116H9ZM26 117H28V116H26ZM26 117H25V120H27V122H28V119H26ZM33 117H34V116H33ZM38 117H40V115H39ZM45 117H46V116H45ZM92 117H94L93 114H92ZM111 117H112V114H111ZM113 117H115V115H114ZM122 117H124V116H122ZM14 118H16V117H14ZM30 118H31V117H29V119H30ZM98 118L100 119L99 116H98ZM101 118H102V115H101ZM108 118L110 119V117H108ZM108 118H105V121H106V119L108 120ZM5 119H7V118L5 117ZM10 119L12 120V123L14 124V125L11 126V129H12L13 131H14L16 128H19V127H18L19 124H18V121H17V120L19 119L20 122L23 120V119L20 120L21 117L19 118L18 114H17V119H16V121H15V119L13 120L12 117H11ZM10 119H7V124H8V120H10ZM42 119H43V118H42ZM42 119H41V120H42ZM95 119H96V118H95ZM136 119H137V118H136ZM32 120H33V119H32ZM90 120H91V119H90ZM111 120H112V119H111ZM123 120H125V119H123ZM127 120H128V118H127ZM1 121H2V119H1ZM3 121H4V123L2 122V123H3L2 125H3V129H4V130L1 128V131H2V132L0 131V151H1V152H4V151H5V153H3L4 155H5V154H6V155H10V156H9L10 159H9L7 156L4 158V160H5L6 158H8V159L6 160V163H7V161H9V160L12 159V156H13V159H14V160H17L16 158H19V157L21 158V155H22V157H25L26 155L24 156V154H26V153H25V151H23V153H24V154H23V153H21V150H20V153L17 152V153H15L14 155H11V154H10L11 152H16V151H17L16 148H17L19 145H21V144L23 145L22 139H24V138H23V137H24V136H23L24 134L22 133V128H19V129L16 130V131L19 132V134H17L18 132L16 133V131H15V133H13V131H12L13 134L11 133L12 135H9L11 131L8 132L9 134H8L7 131H6V129H7L9 126H5V125H6V122H5L4 119H3ZM14 121H15V123H14ZM42 121H43V120H42ZM58 121H59V120H58ZM58 121H57V122H58ZM91 121H92V120H91ZM103 121H104V120H103ZM109 121H110V120H109ZM115 121H116V120H115ZM131 121H132V120H131ZM16 122H17L18 126L15 125ZM20 122H19V123H20ZM43 122H44V121H43ZM133 122H134V121H133ZM243 122H244V121H243ZM30 123H31V122H30ZM45 123H46V122H45ZM45 123H41V125H42V124H45ZM55 123H56V121H55ZM61 123H62V122L60 121V124H61ZM104 123H105V122H104ZM127 123H128V122H127ZM129 123H130V121H129ZM131 123H132V122H131ZM131 123H130V126H131ZM241 123H242V122H241ZM245 123H246V122H245ZM4 124H5V125H4ZM25 124H26V122H25ZM25 124H24V126H25ZM64 124H65V123H64ZM96 124H97V122H95V126H97ZM99 124H100V123H99ZM102 124H103V122H102ZM109 124L111 125V123L108 122V125H109ZM2 125H1V122H0V126H2ZM9 125H10V124H9ZM20 125H22V124L20 123ZM26 125H27V124H26ZM31 125H32V124H31ZM53 125H54V124H53ZM114 125H115V124H114ZM133 125H134V124H132V126H133ZM135 125H136V124H135ZM138 125H139V124H138ZM138 125H136V127H137ZM229 125H230V124H229ZM231 125H232V124H231ZM231 125H230V126H231ZM14 126H16V127L14 128ZM35 126H36V125H35ZM38 126H39V124H38ZM45 126H46V125H45ZM57 126H58V125H57ZM59 126H60V125H59ZM59 126H58V127H59ZM62 126H63V124H62ZM100 126H101V124H100ZM112 126H113V125H111V127H112ZM117 126H118V125H117ZM121 126H122V125H121ZM130 126H129V127H130ZM151 126H152V125H151ZM243 126H244V124H243L241 127H243ZM246 126H247V124H246ZM246 126H244V127H245V130H247V127H249L250 125H248L247 127H246ZM28 127H29V126H28ZM43 127H44V126H43ZM74 127H75V126H74ZM78 127L80 128V126H78ZM82 127H84V126H82ZM97 127H98V126H97ZM105 127L107 128V126H105ZM115 127H116V126H115ZM115 127H114V128H115ZM138 127H139V126H138ZM138 127H137V129H138ZM149 127H150V126H149ZM251 127H252V130H254V129H253V126H250V127H249L250 130H251ZM13 128H14V129H13ZM60 128L62 129V127H60ZM116 128H117V127H116ZM141 128L144 129V127H141ZM9 129H10V127H9L7 130H9ZM11 129H10V130H11ZM38 129H39V127H38ZM44 129H45V128H44ZM51 129H53V127H52ZM58 129H59V128H57V130H58ZM61 129H60V130H61ZM125 129H127V128H125ZM261 129H263V128L261 127ZM32 130H33V129H32ZM32 130H30V131H32ZM60 130H58V132H59ZM80 130H81V128H80ZM101 130H102V129H101ZM114 130H115V129H114ZM127 130H128V129H127ZM127 130L124 131V132H127ZM133 130H134V128H133ZM149 130L151 131L152 129L149 128ZM149 130H148V132H149ZM245 130H243V131H245ZM55 131H56V130H55ZM70 131H71V130H70ZM83 131H84V130H83ZM131 131H132V129L130 130V132H131ZM241 131H242V128H241ZM243 131H242V132H243ZM263 131H264V129H263ZM33 132H34V130H33ZM40 132L43 133V131H40ZM45 132H46V131H45ZM62 132H63V131H62ZM72 132H73V131H72ZM75 132H77V129H76ZM115 132H116V131H115ZM153 132H154V131H153ZM239 132H240V129H239ZM251 132H252L251 136H249V138L246 137L247 140H246V138L244 139V136H243V139H244V140H236V141H237L236 143H235V141H234L235 146H234V144H233V139H231L230 136H229V138L226 137V136H225V137L221 136V137L219 138V139H220V140H219V139H218L219 136L216 134V135H217V137H216V142H215V141H213V142H215V143H219L218 145H219L220 150H222L221 148L225 149V152H224V150H222V152L224 153V155L226 154V157H228V155H238L239 152H242L243 150H245V148H250V147L252 148L253 146H255V145H260V144H262V143L264 142V134H262V130H261V133H257V132H256L255 134H253V131H251ZM21 133H22V135H21ZM30 133H31V132H30ZM36 133H37V132H36ZM38 133H39V132H38ZM41 133H40V134H41ZM47 133H48V132H47ZM65 133H66V132H65ZM95 133H97V132L95 131ZM142 133H144V132H142ZM145 133H146V131H145ZM204 133H206V132H204ZM204 133H203V135H204ZM210 133H211V132H210ZM15 134H16V136H15ZM44 134H45V133H44ZM69 134H70V133H69ZM127 134H128V132H127ZM150 134H151V132H150ZM212 134H213V132H212ZM212 134H211V135H212ZM18 135H20V137H22V138H21V141H19V140H20V137H18ZM33 135H34V134H33ZM63 135H64V136H63ZM67 135H68L67 133H66V134H62V136H63L62 139H63V140H64V138L66 137V139H65V140H66V143H67V139L69 138V137L67 138ZM143 135H144V134H143ZM146 135L148 136V133H146ZM153 135H154V134H153ZM159 135H160V134H159ZM159 135H158V137H159ZM207 135L209 136L208 133H206V136H207ZM211 135H210V136H211ZM45 136H46V134H45ZM48 136H49V135H48ZM68 136H69V135H68ZM79 136H80V135H79ZM81 136H82V135H81ZM206 136H205L204 138H207V137H208V136H207V137H206ZM210 136H209V138H208V139H210V141H209V140L207 141V139H206V141H207V143H206V141H205V139H204V141H205L204 144H208V143H209V144H212L211 139H212L213 137L211 136V138H210ZM213 136H214V138H213V140H214V139H215V135H213ZM37 137H38V134H37ZM43 137H44V135H43ZM143 137H144V136H143ZM150 137H151V135H150ZM152 137H154V136H152ZM155 137H157V134H156ZM158 137H157V138H158ZM195 137H196V143L198 144V141H197L198 137H197V136H195ZM195 137H194V138H195ZM48 138H49V137H48ZM70 138H71V137H70ZM79 138H80V140H82V142H83L84 139H86L87 137H86V138L84 137V139L81 138V137H79ZM79 138H78V142H77L78 144H76L77 147H79V149H77V147H75V146H72L71 143H70L72 150H69V148L67 149V148H66V145H65V147H64V148H65V151H70V152L72 151V155H73V154L76 153V152L74 153V151L76 150V151L78 152V154L76 153V155H79V153H80V155H81V156H79V158H80V157H81V158L84 157L83 159H85V158L89 159V158H88L89 156H87V152H86V155H84V151H82L81 148H80V147H82V146H81V143H82V142L79 140ZM95 138H96V135H95ZM194 138H193V140H194ZM234 138H235V137H234ZM44 139H47V137H44ZM126 139H127V138H126ZM133 139H134V138H133ZM141 139H142V138H141ZM153 139H154V138H153ZM153 139H152V142H153ZM57 140H58V139H57ZM63 140H60V141H63ZM72 140H74V139H72ZM114 140H115V139H114ZM131 140H132V139H131ZM148 140H149V139H148ZM154 140H155V139H154ZM156 140H157V139H156ZM200 140H201V138L199 139V141H200ZM202 140H203V136H202ZM218 140H219V142H218ZM37 141H38V139H37ZM39 141H40V139H39ZM49 141H50V140H49ZM102 141H104V140H102ZM125 141H126V140H125ZM135 141H136V140H135ZM150 141H151V139H150ZM32 142H33V141H32ZM45 142H46V141H44V143H45ZM119 142H120V141H119ZM133 142H134V141H133ZM137 142H138V141H137ZM210 142H211V143H210ZM20 143H21V144H20ZM42 143H43V142H42ZM44 143H43V144H44ZM66 143L63 141V144H66ZM68 143H69V142H68ZM73 143H74V142H73ZM73 143H72V144H73ZM75 143H76V142H75ZM79 143H80V144H79ZM103 143H104V142H103ZM142 143H143V142H142ZM196 143H195V144H196ZM58 144H59V143H58ZM98 144H99V143H98ZM195 144H193V145H195ZM197 144H196V146H197ZM201 144H203V142H202ZM67 145H68V144H67ZM79 145H80V146H79ZM87 145H88V144H87ZM101 145L103 146L102 143H101ZM153 145H154V144H153ZM153 145H152V146H153ZM198 145H200V144H198ZM213 145H214V144H213ZM262 145H264V143H263ZM9 146H10V147H9ZM41 146H42V145H41ZM53 146H54V145H53ZM61 146H62V144H61ZM68 146H69V145H68ZM124 146H125V145H124ZM132 146H133V145H132ZM135 146H136V145H135ZM137 146H138V145H137ZM216 146H217V144H216ZM233 146H234V149H233ZM8 147H9V149H8ZM25 147H26V145H25L23 148H25ZM42 147H43V146H42ZM69 147H70V146H69ZM84 147H86V146H83V148H84ZM96 147H97V146H96ZM147 147H148V146H147ZM149 147H150V145H149ZM149 147H148V150L151 149V148L149 149ZM230 147H231V148H230ZM6 148H7V149H6ZM12 148H13V149H12ZM83 148H82V149H83ZM122 148H123V147H122ZM153 148H154V147H153ZM181 148L183 149V147H181ZM210 148H211V147H210ZM210 148H209V152L212 151V149L210 150ZM219 148H218V153H219ZM73 149H74V151H73ZM103 149H105V147H104ZM205 149H206V148H205ZM214 149H215V148H214ZM214 149H213V152H214ZM232 149H233V150H232ZM10 150H11V151H10ZM12 150H13V151H12ZM24 150H25V149H24ZM28 150H29V148H28ZM35 150H37V149H35ZM84 150L86 151V149H84ZM99 150H100V148H99ZM101 150H102V148H101ZM123 150H124V149H123ZM136 150L138 151V150H139V147H138V149H136ZM148 150H147V152H148ZM175 150H177V148H175ZM175 150H173V151L175 152ZM33 151H34V150H33ZM48 151H49V150H48ZM89 151H90V150H89ZM173 151H172V154H173ZM1 152H0V153H1ZM128 152H129V151H128ZM138 152H139V151H138ZM145 152H146V149H145ZM145 152H144V153H145ZM151 152H152V149L150 150V154H151ZM204 152H205V150H204ZM222 152H221V153H222ZM245 152H246V150H245ZM8 153H9V154H8ZM28 153H29V152H28ZM48 153H49V152H48ZM90 153H91V152H90ZM99 153H100V152H99ZM124 153L126 154V152H124ZM170 153H171V152H170ZM221 153H220V154H221ZM3 154H1V158H2ZM34 154H35V153H34ZM37 154H38V153H37ZM37 154H36V155H37ZM82 154H83V155H82ZM94 154H95V153H94ZM101 154H102V153H101ZM130 154H131V153H130ZM206 154H207V153H206ZM215 154H217L216 151H215ZM15 155H17V157L14 158ZM19 155H20V156H19ZM28 155H29V154H28ZM96 155H97V157H98V154H97V153H96ZM104 155H105V157L107 156V154H105V153H104ZM146 155H147V154H146ZM213 155H214V154H213ZM224 155H223V156H224ZM239 155H241V154H239ZM250 155H251V154H250ZM257 155H258V154H257ZM85 156H87V157H85ZM52 157H53V156H52ZM68 157H70V156H68ZM102 157H103V156H102ZM108 157H109V155H108ZM111 157L113 158L112 155H111ZM122 157H123V156H122ZM241 157H242V159H243V156H241ZM244 157H245V155H244ZM258 157H259V156H257V158H258ZM20 158H19V159H20ZM119 158L121 159L120 155H119ZM224 158H225V156H224ZM229 158H230V157H229ZM260 158H261V157H260ZM21 159H22V158H21ZM21 159H20V160H21ZM26 159H27V158H26ZM42 159H43V158H42ZM96 159H97V158H96ZM103 159H104V158H103ZM107 159H108V158H107ZM107 159H106V160H107ZM115 159L117 160V157H115ZM171 159H172V158H171ZM231 159H232V158H230V160H231ZM247 159H249V158H247ZM2 160H3V158H2ZM2 160H0V167H1V168L3 167V169L5 168V170H7L6 167H4V166H5V164H4L5 162H4V160H3V161H2ZM14 160H13V161H14ZM232 160H233V159H232ZM255 160H256V159H255ZM17 161H19V160H17ZM22 161H23V159H22ZM34 161H35V160H34ZM45 161H46V160H45ZM54 161H55V160H54ZM118 161H119V160H118ZM176 161H178V160H176ZM1 162H2V163H1ZM26 162H27V160H26ZM47 162H48V161H47ZM55 162H56V161H55ZM57 162H58V161H57ZM60 162H61V159H60ZM83 162H84V161H83ZM109 162H110V161H109ZM180 162H181V161H180ZM8 163H9V162H8ZM8 163H7V165H8ZM16 163H18V162H16ZM41 163H42V162H41ZM61 163H64V161L61 162ZM61 163H60V166H61ZM72 163H73V161H72ZM84 163H86V164H85V165H86L85 168H87V166H88L87 162H84ZM124 163H125V162H124ZM126 163H127V166L129 167V165H128L129 163H128V162H126ZM177 163H179V161H178ZM257 163H258V162H257ZM18 164H21V165H22V163H21L20 161H19ZM38 164H39V163H38ZM51 164H52V163H51ZM57 164H58V163H57ZM101 164H102V163H101ZM110 164H112V161H111ZM110 164H109V165H110ZM165 164H167V163H165ZM181 164H182V163H181ZM241 164H242V163H241ZM10 165H11V164H10ZM54 165H55V163H54ZM122 165H123V164H122ZM175 165H177V164H175ZM260 165H261V163H260ZM263 165H264V164H263ZM45 166H46V165H45ZM45 166H43V168H44ZM81 166H82V165H81ZM83 166H84V164H83ZM105 166H106V165H105ZM165 166H166V165H165ZM178 166H179V165H178ZM178 166H177V167H178ZM10 167H11V166H10ZM51 167H52V166H51ZM51 167H50V165H49V168H51ZM73 167H74V166H72V169H73ZM92 167H93V166H92ZM110 167H111V166H110ZM124 167H125V166H124ZM166 167H167V166H166ZM173 167H174V163H173ZM7 168H8V167H7ZM19 168H20V167H19ZM54 168H55V167H54ZM76 168H77V167H76ZM81 168H82V167H81ZM106 168H107V167H106ZM179 168H180V167H179ZM262 168H263V167H262ZM3 169H2V172L5 171V170H3ZM77 169H78V168H77ZM116 169H117V168H116ZM128 169H129V168H127V170H128ZM168 169H170V167H169ZM180 169H181V168H180ZM9 170H10V169H9ZM9 170H8V171H9ZM13 170H14V168H13ZM97 170H98V168H97ZM113 170H114V169H113ZM122 170H123V169H122ZM129 170H130V169H129ZM166 170H167V169H166ZM166 170H165V172H166ZM257 170H258V169H257ZM8 171L5 172V173L8 174V173H9ZM17 171L19 172V170H17ZM27 171H28V170H27ZM77 171H78V170H77ZM94 171H95V170H94ZM94 171H93V173H94ZM111 171H112V170H111ZM163 171H164V170H163ZM170 171H171V170H170ZM181 171H182V170H181ZM2 172L0 171V177L3 178V177H4V176H3V175H4V172H3V175L1 174ZM21 172H22V170H21ZM81 172H82V171H81ZM90 172H91V170H90ZM120 172H121V174H123L122 171H120ZM22 173H23V172H22ZM34 173H36V172H34ZM45 173H46V172H45ZM88 173H89V172H88ZM104 173H106V172H104ZM108 173H109V171H108ZM113 173H115V172H113ZM167 173H168V172H167ZM179 173H180V172H179ZM30 174H31V173H30ZM36 174H37V173H36ZM46 174H47V173H46ZM95 174H96V173H95ZM118 174H119V171H118ZM163 174H164V172H163ZM165 174H166V173H165ZM80 175H81V174H80ZM80 175H79V176H80ZM100 175H101V174H100ZM132 175H133V174H132ZM143 175H144V174H143ZM167 175H168V174H167ZM180 175H181V173H180ZM5 176H7V175H5ZM23 176H24V174H23ZM47 176H48V175H47ZM84 176H85V173H84ZM91 176H92V175H91ZM95 176H96V175H95ZM123 176H124V175H122V177H123ZM169 176H170V174H169ZM7 177H8V176H7ZM20 177H22V175H20L19 177H18V175H17V178H16V179H18V178H20ZM43 177H45V176H43ZM80 177H81V176H80ZM96 177H97V176H96ZM112 177H113V176H112ZM112 177L110 176L109 178L112 179ZM120 177H121V176H120ZM133 177H134V176H133ZM137 177H138V176H137ZM161 177H162V175H161ZM165 177H166V176L164 175V176L162 177V180H163V181L161 180V182H163V184L165 183L164 179H165L166 182L168 183V181H167V178H168V177H167V178H165ZM170 177H171V176H170ZM174 177L176 178V176H174ZM174 177H173V179H175ZM178 177H179V174H178ZM75 178H77V177H75ZM82 178H83V177H82ZM124 178H125V176H124ZM163 178H164V179H163ZM228 178H229V177H228ZM44 179L47 180L46 178H44ZM97 179H98V177H97ZM97 179H95V180L93 179L94 182L97 181ZM106 179H107V178H106ZM173 179H172V180H173ZM1 180H3V179H1ZM22 180H23V178H22ZM22 180L20 179V180H18V182L20 183V182H22ZM24 180H25V177H24ZM39 180H40V179H39ZM84 180H85V179H84ZM91 180H92V179H91ZM121 180H122V179H121ZM121 180H120V181H121ZM172 180H171V182H172ZM176 180H177V183H178V179H176ZM71 181H72V179H71ZM100 181H101V180H100ZM108 181H109V183H110V180H109V179H108ZM118 181H119V180H118ZM144 181H145V180H144ZM5 182H7V181L5 180L4 183H5ZM11 182H12V181H11ZM47 182H48V181H47ZM76 182H77V181H76ZM101 182H102V181H101ZM103 182H104V181H103ZM114 182H115V180H114ZM129 182H130V181H129V178H128V183H129ZM142 182H143V180H142ZM174 182H176V181L174 180ZM174 182H173V183H174ZM28 183H29V182H28ZM53 183H54V182H53ZM80 183H82L81 178H80V182H79V184H80ZM89 183H90V182H89ZM91 183H93V182H91ZM97 183H98V182H97ZM107 183H108V182H107ZM115 183H116V182H115ZM177 183H176V185H177ZM2 184H3V182H2ZM41 184H43V182H42ZM82 184H83V183H82ZM121 184H122V183H121ZM7 185H8V182H7ZM12 185H13V184H12ZM71 185H72V184H71ZM77 185H78V184H77ZM86 185H88V183H87ZM99 185H100V184H99ZM105 185H106V183H105ZM124 185H126V183H125ZM72 186H73V185H72ZM75 186H76V185H75ZM102 186L104 187L103 184H102ZM114 186H115V184H114ZM121 186H122V185H121ZM126 186H127V185H126ZM43 187H44V186H43ZM77 187H78V186H77ZM108 187H109V185H108ZM117 187H118V186H117ZM10 188H11V187H10ZM89 188H90V186H89ZM95 188H96V187H95ZM130 188H131V187H130ZM177 188H178V185H177ZM182 188H183V187H182ZM13 189H14V187H13ZM49 189H50V188H49ZM73 189H75V187H74ZM82 189H83V188H82ZM117 189H118V188H117ZM179 189H180V186H179ZM179 189H178V190H179ZM14 190H15V189H14ZM86 190H87V189H86ZM89 190H90V189H89ZM93 190H94V189H93ZM112 190H113V189H112ZM172 190H173V189H171V191H172ZM175 190L178 191V190L176 189V186H175V188H174V191H175ZM109 191H110V190H109ZM117 191L119 192V190H117ZM128 191H129V190H128ZM72 192H73V191H72ZM81 192H82V190H81ZM87 192H88V191H87ZM87 192H86V193L84 192V193L87 194ZM96 192H97V190H96ZM114 192H115V191H114ZM114 192H113V193H114ZM124 192H125V191H124ZM172 192H173V191H172ZM179 192H180V191H179ZM70 193H71V191H70ZM84 193H83V194H84ZM90 193H91V192H90ZM99 193H101V191H100ZM106 193H107V192H106ZM120 193H121V192H120ZM128 193H129V192H128ZM124 194H125V193H124ZM124 194H123V196H124ZM130 194H131V193H130ZM52 195H53V194H52ZM73 195H74V193H73ZM97 195H98V194H97ZM102 195H103V197H104V194H103V193H102ZM125 195H126V194H125ZM127 195H128V194H127ZM127 195H126V198L129 196V195H128V196H127ZM12 196H14V194H13ZM44 196H45V193H44ZM46 196H47V195H46ZM79 196H80V195H79V192H78V198H79ZM81 196H83V195H81ZM99 196H101V195H99ZM131 196H132V195H131ZM52 197H53V196H52ZM54 197H55V196H54ZM85 197H86V195H85ZM93 197H94V196H93ZM114 197H115V196H114ZM170 197L173 198L172 194H170ZM2 198H3V196H2ZM2 198H1V202H2ZM14 198H15V197H14ZM44 198H45V197H44ZM70 198H71V197H70ZM73 198H74V197H73ZM105 198H106V196H105ZM105 198H104V200H106ZM112 198H113V197H112ZM120 198H121V197H120ZM132 198H133V197H132ZM67 199H68V197H67ZM76 199H77V196H76ZM80 199H81V198H80ZM93 199H94V198H93ZM116 199H117V198H116ZM108 200H109V199H108ZM120 200H121V199H120ZM132 200H133V199H132ZM9 201H10V200H9ZM42 201H43V200H42ZM66 201H67V200H66ZM73 201H74V200H73ZM99 201H100V200H99ZM114 201H115V200H114ZM125 201H126V199H125ZM129 201H130V200H129ZM69 202H70V201H69ZM85 202H86V201H85ZM120 202H121V201H119V203H120ZM2 203H3V202H2ZM71 203H72V202H71ZM71 203H70V204H71ZM74 203H75V202H74ZM76 203H78V202L76 201ZM114 203H116V201H115ZM121 203H122V202H121ZM5 204H6V202H5ZM72 204H73V203H72ZM78 204H79V203H78ZM82 204H83V203H82ZM105 204H106V202H104V205H105ZM49 205H50V204H49ZM41 206L43 207L44 205H41ZM61 206H62V203H61ZM85 206H86V205H85ZM93 206H94V205H93ZM107 206H110V204L107 203ZM42 207H41V208H42ZM69 207H70V206H69ZM69 207L67 206V209H68ZM83 207H84V206H82V207L80 206V209L83 208ZM86 207H87V206H86ZM88 207H90V206H88ZM88 207H87V208H88ZM111 207H112V206H111ZM8 208H9V207H8ZM41 208H40V210H42ZM48 208H49V210H50L51 207H48ZM73 208H74V207H73ZM73 208H72L71 210H74ZM92 208H93V207H92ZM98 208H99V207H98ZM101 208H102V207H101ZM107 208H108V207H107ZM120 208H121V207H120ZM2 209H3V208H1V210H2ZM5 209H6V208H5ZM44 209H45V208H44ZM83 209H84V208H83ZM88 209H89V208H88ZM8 210H9V209H8ZM10 210H11V209H10ZM45 210H46V209H45ZM52 210L54 211L53 208H52ZM62 210H64V209H60L61 212H62ZM68 210H69V209H68ZM86 210H87V209H86ZM93 210H94V209H93ZM96 210H97V208H96ZM100 210H101V209H100ZM100 210H99V211H100ZM103 210H104V209H103ZM109 210H110V209H109ZM6 211H7V210H6ZM13 211H14V210H13ZM46 211H47V210H46ZM53 211H52V212H53ZM81 211H82V210H81ZM84 211H85V210H84ZM120 211H121V210H120ZM1 212L3 213V211H1ZM63 212H64V211H63ZM69 212H70V211H69ZM75 212H76V211H75ZM102 212H103V211H102ZM121 212H122V211H121ZM5 213H6V212H4V215H5ZM10 213H11V212H10ZM38 213H39V212H38ZM49 213H50V211H49ZM85 213H86V212H85ZM106 213H107V212H106ZM7 214H8V213H7ZM68 214H69V213H68ZM72 214H73V213H72ZM76 214H77V213H76ZM80 215H81V214H80ZM82 215H83V213H82ZM82 215H81L80 217H83V216H84V215H83V216H82ZM97 215H98V214H97ZM0 216H1V215H0ZM2 216H3V215H2ZM64 216H65V213H64ZM66 216H68V215H66ZM91 216H93V214H91ZM104 216H105V215H104ZM106 216H108V215H106ZM6 217H7V216H6ZM98 217H99V216H98ZM1 218H2V217H1ZM63 218H65V217H63ZM2 219H3V221H2V222L0 221V223H1V224H2V223H5V227L7 228V226H6V221L4 222V220H5L4 216H3ZM59 219H60V217H59ZM79 219H80V218H79ZM84 219H85V218H84ZM96 219H98V218H96ZM100 219L102 220V219H104V217L102 216V218H100ZM60 220H61V219H60ZM65 220H66V219H65ZM72 220H73V219H72ZM76 220H77V219H76ZM86 220H87V218H86ZM84 221H85V220H84ZM97 221H98V220H97ZM97 221H96V222H97ZM93 222L96 223V222H95V219H94ZM79 223H80V222H79ZM81 223H82V222H81ZM81 223H80V224H81ZM98 223H101V222L98 221ZM61 224H62V222H61ZM69 224H70V223H69ZM83 224H84V223H83ZM2 225H3V224H2ZM34 225H35V224H34ZM66 225H67V224H66ZM72 225H73V224H72ZM77 225H78V224H77ZM32 226H33V225H32ZM61 226H62V225H61ZM88 226H89V224H88ZM93 226H94V224H93ZM0 227L2 228L1 225H0ZM5 227H3V228H5ZM66 227H67V226H66ZM80 227H81V226H80ZM1 228H0V229H1ZM25 228H26V227H25ZM25 228H24V229H25ZM27 228H29V226H28ZM70 228H71V227H70ZM75 228H76V227H75ZM15 229H16V228H15ZM61 229H62V227H61ZM67 229H68V228H67ZM77 229H78V228H77ZM1 230H2V229H1ZM18 230H19V228H18ZM20 230H21V229H20ZM20 230H19V231H20ZM44 230H45V227H44ZM52 230H53V229H52ZM54 230H55V228H54ZM87 230H89V229H87ZM93 230H94V229H93ZM93 230H92V231H93ZM19 231H18V233H19ZM23 231H24V230H23ZM23 231H22V232H23ZM45 231H46V230H45ZM61 231H62V230H61ZM63 231L65 232V229H64V228H63ZM0 232H2V231H0ZM5 232H6V230H5ZM68 232H69V230H68ZM85 232H86V231H85ZM88 232H89V231H88ZM105 232H106V231H105ZM6 233H8V232H6ZM13 233H14V232H13ZM27 233H28V231H27ZM29 233H30V231H29ZM29 233H28V234H29ZM56 233H57V232H56ZM92 233H93V232H92ZM94 233H95V232H94ZM0 234H1V233H0ZM19 234H20V233H19ZM32 234H33V232L30 233L31 236H32ZM57 234H59V232H58ZM60 234H61V233H60ZM86 234H87V233H86ZM10 235H11V234H10ZM21 235H22V234H21ZM30 235H27V237L30 236ZM0 236H1V235H0ZM8 236H9V233H8ZM8 236L6 235V237H8ZM23 236H24V235H23ZM9 237H10V236H9ZM25 237H26V236H25ZM61 237H62V236H61ZM0 238H1V237H0ZM84 238H85V237H84ZM97 238H98V237H97ZM19 239H20V238H19ZM56 239H57V238H56ZM85 239H86V238H85ZM85 239H83V240L86 241ZM9 240H10V238H9ZM9 240H8V241H9ZM20 240H22V239H20ZM59 240H60V242H61V241H62V238H59ZM59 240H58V241H59ZM102 240H103V239H102ZM18 241H19V240H18ZM22 241H23V240H22ZM65 241H66V239H65ZM68 241H69V240H68ZM70 241H71V238H70ZM100 242H101V240H100ZM1 243H2V242L0 241V244H1ZM12 243H13V242H12ZM14 243H15V242H14ZM14 243H13L12 245H14ZM17 243H18V242H17ZM17 243H16V245H17ZM4 244H5V243H4ZM28 244H29V243H28ZM66 244H67V242H66ZM69 244H70V243H69ZM92 244H93V243H92ZM133 244H134L133 246L135 247V246H136L135 243H133ZM5 245H6V244H5ZM5 245H3V246H5ZM61 245H62V244H61ZM118 245L120 246V243H118ZM130 245H131V243H130ZM130 245H129L128 247H129L130 251H132L133 249L131 248ZM3 246L0 247L1 252L3 251V250H2V249H3ZM7 246H8V245H7ZM87 246H88V245H87ZM105 246H106V245H105ZM116 246H117V245H116ZM125 246H126V244H125ZM18 247H21L20 244H19ZM68 247H69V246H68ZM68 247H67V249H68ZM117 247H118V246H117ZM120 247H121V246H120ZM120 247H119V248H120ZM123 247H124V246H123ZM134 247H133V248H134ZM1 248H2V249H1ZM8 248L11 249V247H7V248H5V250L8 249ZM14 248H15V247H14ZM29 248H30V247H29ZM63 248H64V244H63ZM65 248H66V247H65ZM71 248H72V245H71ZM81 248H82V247H80V249H81ZM84 248H86V247H84ZM92 248H93V247H92ZM96 248H97V246H95V249H96ZM99 248H100V247H99ZM114 248H115V246H114ZM58 249L60 250V248H57V249H55L54 251H56V250L58 251ZM117 249H118V248H117ZM120 249H123V248H120ZM5 250H4V251H5ZM68 250H69V249H68ZM78 250H79V248H78ZM98 250H99V249H98ZM114 250H115V249H114ZM124 250L126 251L127 248H124ZM69 251H70V250H69ZM85 251H86V250H85ZM127 251H128V250H127ZM133 251H135V250H133ZM1 252H0V253H1ZM96 252H97V251H96ZM101 252H102V251H101ZM101 252H100V254H101ZM104 252H105V251H104ZM5 253H6V252H5ZM14 253H15V252H14ZM80 253H81V251H80ZM82 253H83V251H82ZM84 253H85V252H84ZM123 253H124V252H123ZM16 254H17V253H16ZM54 254H55V253H54ZM92 254H93V253H92ZM124 254H125V253H124ZM131 254H133V253H131ZM14 255H15V254H14ZM14 255H12V257H13ZM86 255H87V254H86ZM96 255L100 256V255H99V252L96 253ZM104 255H105V254H104ZM4 256H6V254H4V252H2L0 258H2V257L4 258ZM84 256H85V255H84ZM87 256H90V254H88ZM117 256H118V255H117ZM6 257H8V256H6ZM56 257H57V256H56ZM85 257H86V256H85ZM92 257H95V256H92ZM120 257H121V256H119V258H120ZM131 257H132V256H131ZM87 258H89V257H87ZM90 258H91V257H90ZM101 258H102V255H101ZM121 258L124 259V256H122ZM93 259H94V258H93ZM129 259H130V258H129ZM7 260H8V258H7V259H6V258L4 259L5 263L7 262ZM94 260H97V258L94 259ZM125 260H126V259H125ZM132 260H133V257H132ZM92 262H93V261H92ZM94 262H95V261H94ZM94 262H93V263H94ZM75 263H76V262H75ZM95 263H96V262H95ZM95 263H94V264H95ZM104 263H105V261H104ZM119 263H121V262H119ZM100 264H101V263H100Z\"/></svg>",
  "mask_w": 264,
  "mask_h": 264
}]
</instances>
